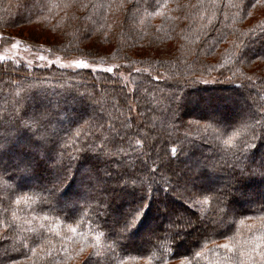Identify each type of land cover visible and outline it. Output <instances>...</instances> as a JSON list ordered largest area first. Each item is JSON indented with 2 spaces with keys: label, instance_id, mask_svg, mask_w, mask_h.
<instances>
[{
  "label": "trees",
  "instance_id": "trees-1",
  "mask_svg": "<svg viewBox=\"0 0 264 264\" xmlns=\"http://www.w3.org/2000/svg\"><path fill=\"white\" fill-rule=\"evenodd\" d=\"M25 26L117 66L0 61V264H264V0H0Z\"/></svg>",
  "mask_w": 264,
  "mask_h": 264
},
{
  "label": "rangeland",
  "instance_id": "rangeland-1",
  "mask_svg": "<svg viewBox=\"0 0 264 264\" xmlns=\"http://www.w3.org/2000/svg\"><path fill=\"white\" fill-rule=\"evenodd\" d=\"M55 41H56L55 37L53 38L52 35H50L48 32H42L38 28H33L32 26H25L23 28L22 27L16 28L14 30H10V29L2 30V31L0 30V61L12 60L14 62H24L30 66H38V67L56 66V67L72 69V70L89 69L93 71L95 70L114 71L116 69L117 64L114 63L94 62L92 60L79 56L65 57L57 53H52L50 50V44L54 43ZM120 73L122 74L123 79H125L126 81L127 73L125 71H121ZM155 76L156 78L161 77L158 74H156ZM214 80L215 78L206 79L204 81L212 82ZM28 122L29 125L39 123L37 119L35 120L33 118H29ZM61 125L63 124L60 125L56 124V127H60ZM0 166L3 167L6 165L0 163ZM190 179L188 180L189 183L191 182L195 184V182L197 181L194 178L191 180ZM7 180H8L7 182H11L12 179L8 177ZM181 180L183 182V178H181ZM222 181L220 183L223 189L227 185V183H229V180L222 179ZM198 210L200 209L198 208ZM182 211L183 210L180 211L181 212L180 215L186 218L185 212ZM200 217L202 218V221H205L204 220L205 218L202 216V214ZM193 230L195 231L196 228H194ZM125 241L134 242L135 244L139 243V241L135 242L133 238H128ZM138 245H140V243Z\"/></svg>",
  "mask_w": 264,
  "mask_h": 264
},
{
  "label": "snow or ice",
  "instance_id": "snow-or-ice-1",
  "mask_svg": "<svg viewBox=\"0 0 264 264\" xmlns=\"http://www.w3.org/2000/svg\"><path fill=\"white\" fill-rule=\"evenodd\" d=\"M224 247H227V245H224ZM89 264H90V262H89Z\"/></svg>",
  "mask_w": 264,
  "mask_h": 264
}]
</instances>
